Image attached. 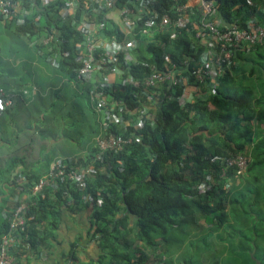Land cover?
<instances>
[{
    "label": "trees",
    "instance_id": "trees-1",
    "mask_svg": "<svg viewBox=\"0 0 264 264\" xmlns=\"http://www.w3.org/2000/svg\"><path fill=\"white\" fill-rule=\"evenodd\" d=\"M212 1L217 6L218 17L227 21H237L245 27V22L255 17L258 23H264V13L259 12L264 0ZM158 2L156 9L161 5L168 7L172 0H162L161 5ZM62 3L53 0L42 5L36 0L33 13L22 25L15 23L18 14L9 21L0 18V37L5 33L10 37L9 45L0 38V89L4 98L12 101L1 112V118L8 115L12 121L22 111L16 107L18 104L24 111L37 106L36 129H33L37 133L38 151L34 156L40 167L19 170L18 177L22 176L23 182L16 181L12 191L13 208L24 205L22 214L26 219L24 231L13 230L15 235L19 233V242L31 246L37 241L39 245L47 242L45 232L57 226L54 218L59 217L61 205L66 204L69 209L88 213L90 234L86 236L94 240L99 250L96 257L77 264H264V244L259 247L249 232L256 228L253 212L261 203L260 183L264 179V41L247 52L235 50L233 61L211 88L207 83L190 79L195 93L182 105L179 97L183 86L167 88L159 84L143 92V79L155 67L167 69L172 63L181 69L180 78H192L189 68L198 64L204 46L194 38L193 30L182 29L172 38L156 31L150 41L139 44L133 51L136 62L124 66L120 63L124 77L128 78L126 83H115L111 90L105 89V102H123L126 106L122 113L129 122L126 130L112 124L109 132L128 142L119 151L105 150L97 156V137L107 132L102 130L101 119L98 120L89 99L90 84L77 79L71 46L74 30L59 14L58 6ZM35 15L39 16L38 20ZM96 17L105 24L109 38H122L116 34L117 25L106 12ZM56 29L62 32L63 48L70 53L64 58L56 55L59 66L54 67L55 75L75 84L77 89L73 92L75 97L69 99L72 106L68 110L65 99L60 100L59 87L52 92L58 100L45 105L40 98L42 92L37 90L42 76L33 62L28 64L36 55L46 59L54 51L60 53L53 43L46 45L41 39ZM3 51L14 58L11 67L8 59L7 68L4 67ZM184 61L188 62V68L183 67ZM33 88L37 91L25 97L24 91L31 92ZM82 93L84 103H88L86 113L79 99ZM140 109L146 110L145 116L142 115L145 123L136 127ZM114 111L118 113L117 108ZM68 126L73 130L78 128L79 133L72 131V136L67 137ZM57 131L76 143L78 150L62 147L49 152L47 139H58ZM30 136L33 141L32 133ZM59 150L67 153L59 154ZM238 155L247 160L246 168L240 173L236 163H231ZM3 158L0 155V176L6 172ZM16 158L26 163L28 155L16 154ZM57 161L70 167H88L84 186L62 181L56 189L46 186L33 195L35 184ZM14 163L11 159L9 165ZM97 198H101L100 203ZM53 200L59 206H54ZM6 214L8 218L12 216L7 210ZM49 215H53L50 221ZM223 226L235 228L246 243L241 246L238 241L237 246L230 244L227 250L224 243L229 241H224L220 231ZM8 231V219L3 216L0 238ZM212 235L221 244L210 242ZM174 241L181 245L174 247ZM12 248L7 253L16 264ZM179 249H183V254ZM208 252L215 254L206 262L202 255ZM237 256L241 262L236 261ZM71 257L77 259L74 254Z\"/></svg>",
    "mask_w": 264,
    "mask_h": 264
},
{
    "label": "built area",
    "instance_id": "built-area-1",
    "mask_svg": "<svg viewBox=\"0 0 264 264\" xmlns=\"http://www.w3.org/2000/svg\"><path fill=\"white\" fill-rule=\"evenodd\" d=\"M42 5H48L53 0H39ZM63 3L58 6L62 20L69 22L73 28L75 40H71V46L75 54L77 64L76 76L79 80L89 83L88 95L93 107L101 113V128L104 135L97 137L99 152L101 155L105 150L119 151L128 140L120 135L109 132L112 124L122 126L126 130L129 124L123 116L122 111L126 105L123 102L112 100L105 102V89L113 87L115 83H126L128 78L124 77V65L136 62L133 51L142 43H147L154 37L156 31L162 34H169L175 37L180 30L194 31V38L199 39L204 48L199 53L198 64L192 69L189 68V75L192 77H181V69L176 63H172L167 69L155 67L144 79L143 92H148L150 88L157 85H166L167 88L181 85L184 87L179 97L183 105L195 93L189 83L193 79L197 83H207L209 88L219 78L224 70L233 61L235 50L247 52L256 44L264 41V23H258L255 17L246 21V26L237 21L230 22L218 17L217 6L212 0H198L200 6V17H193V8L187 0H172L166 7L162 0H61ZM161 5L156 9L155 2ZM119 6H118V5ZM36 7V0H0V18L9 21L16 17V24L22 25L26 18L33 13ZM264 13V6L256 8ZM80 11L82 13H80ZM106 12L117 25L116 34L109 38L105 33V24L97 21L98 15ZM256 14V13H255ZM254 15V14H253ZM38 20L39 16H34ZM59 29L50 31L47 36L41 38L46 45L53 43L58 51L49 54L48 60L54 67L59 66V60L67 57L70 51L63 48L64 36ZM80 35V36H79ZM140 44V45H139ZM62 46V47H61ZM71 47V51H72ZM51 51L52 47L49 46ZM123 64V66L120 65ZM183 67L188 68V62L184 61ZM129 80H133L130 76ZM189 87V88H186ZM195 87V86H194ZM3 90L0 89V113L5 106L10 104V100H4ZM109 96V95H108ZM107 96V98H108ZM117 108L118 113H115ZM141 113L137 117L134 125L142 127L145 123L143 116L146 110H139ZM143 115V116H142ZM231 163L238 166L237 172H242L247 165L244 156L238 155L232 159ZM89 173L88 167H70L68 163L62 165L60 161L53 163L45 176L38 180L32 189L33 195L42 191L46 186L54 189L59 187L60 182H71L79 186H84ZM101 202V198H97ZM24 205L20 204L13 211L12 216L4 213V218L8 219L9 231L3 233L0 238V264H13V258L7 253L15 242L19 241V233L14 234L15 229L25 230L26 219L22 212ZM27 237V235H25Z\"/></svg>",
    "mask_w": 264,
    "mask_h": 264
},
{
    "label": "crops",
    "instance_id": "crops-1",
    "mask_svg": "<svg viewBox=\"0 0 264 264\" xmlns=\"http://www.w3.org/2000/svg\"><path fill=\"white\" fill-rule=\"evenodd\" d=\"M187 2L194 10L192 16L199 18L200 6L198 0H187ZM48 56L49 54L46 55V59L50 63ZM36 88H33L31 92L29 90L24 91L25 97H27L26 95L29 97L33 95L34 92L37 91ZM192 95L193 92H190L188 96L190 97ZM35 98H37L36 94ZM13 101H15L14 97ZM13 104L15 106L16 102ZM16 107H19L18 109L21 110L24 109V107L19 104ZM36 107L33 112L30 110L25 111L24 114H20V117L24 119V122L27 121L28 126H26L24 130H16L11 134L4 133V130L2 129L0 132V155L3 154L4 156L3 160H5V163H3V166L6 170V172H4L5 174L0 176V198L3 199V203L0 202V228L2 217L4 216V213H6V210L11 211L14 209L13 200L15 197H13L12 191L14 190V187H16V181H19L20 183L23 182L22 176L18 177L21 174L19 170H37L40 167L39 161L36 162L34 156L38 151V146L35 142V135L37 133L34 132V129H36ZM28 113H32L33 115L29 116ZM50 119L52 121L53 118L50 117ZM1 120L0 113V122ZM34 121L35 124H32ZM31 133L34 138L33 141L30 140ZM18 135H22L23 137L18 139ZM59 135L58 139L52 137L47 139V150H58L62 147L74 150L73 148H75L76 144L73 141H70V139H68L69 141L66 140L67 138L63 137L61 133H59ZM40 141L42 142V138H40ZM14 143H16V147H14ZM67 145H73V147ZM4 150L6 151L4 152ZM16 154L17 156L22 155L24 157L28 155L26 163L20 162V160L16 158ZM11 159L15 162L14 165H9ZM53 204L54 206H59L56 201H54ZM87 216L88 213L85 210H72L69 209L66 204L61 205V214L57 219L56 217L54 218L57 221V226L53 230H47V232H45L47 242L39 245V241H37L34 246L29 245L28 242H15L11 249V254L15 257V263L17 261L16 264H77L78 261H87L90 258L96 257L99 253L98 247L94 240H89V237L86 236L90 234V232L88 233L89 221ZM51 218H53V215H49L48 220H52ZM56 230L60 232L59 236L55 234ZM79 248L82 249L79 250ZM72 254H74L77 259H72Z\"/></svg>",
    "mask_w": 264,
    "mask_h": 264
},
{
    "label": "rangeland",
    "instance_id": "rangeland-1",
    "mask_svg": "<svg viewBox=\"0 0 264 264\" xmlns=\"http://www.w3.org/2000/svg\"><path fill=\"white\" fill-rule=\"evenodd\" d=\"M6 45H9L10 43L8 42L10 40L9 35H7L6 33L0 37ZM0 39V40H1ZM13 45V43H12ZM16 45V44H15ZM14 46V45H13ZM2 59H3V63H4V67L7 68V60L10 61L11 63L8 64V67L12 66V61L14 58H9L8 53L3 51L2 53ZM6 62V63H5ZM33 62L34 66L36 67L38 73L42 76L40 78V83L38 85V91L42 92V96L40 97L46 106H49L51 102H53L54 100H58V97L55 96V94H53V90L56 88H61L59 95H60V100L65 99L66 104H69L68 109L71 108L72 104L70 103V98L74 95L73 92L76 91V86L75 84L68 82V81H64L62 79V77H59L57 75H55L56 70L54 69V67L47 61V59L36 55L35 59H30L28 64L30 65ZM17 65V63H16ZM0 74H2L0 72ZM79 88H81V85H77ZM75 97V95H74ZM79 99L81 101V103H83L82 105V110L84 113H86L87 109H88V103L85 102L84 103V95L83 93L79 96ZM35 107H30V110L33 112ZM26 111V110H25ZM24 109H22V111H18L16 117L10 121L9 116H5L4 118H2L1 120V129L4 130V133H13L16 130H24L26 128L27 125V121L24 122V119L20 117V114H24ZM75 117L78 118V114H75ZM91 118V117H90ZM98 118V117H97ZM99 120V118H98ZM68 122V121H67ZM35 124V121L34 123ZM70 126H68L69 128ZM72 131L73 133H79L78 132V128L76 130L71 129V127L69 129L65 128V133L67 134V137L72 136ZM23 136L20 135V139ZM68 140V138L66 139ZM69 141V140H68ZM62 144V143H61ZM76 144V143H75ZM70 147H73V145H67ZM66 149V148H65ZM75 150H78V146L76 144ZM1 150V149H0ZM6 150H4L5 152ZM63 150H59V154L62 153H67V152H62ZM52 152V151H49ZM45 164H41V167H44ZM264 179L261 180L260 183V194H259V198L261 199V203L255 208L254 212H253V216L255 217L254 222L256 223V228L255 230L252 229L251 231H249L250 233H252V235L254 236L256 242L258 241V245L259 247L261 245L264 244ZM203 184L201 185V188H203ZM5 199V198H4ZM0 202L3 203V199L0 198ZM1 219V217H0ZM209 228V227H208ZM238 228V227H236ZM206 233H208L209 229L206 228ZM221 234L224 235V241L228 240L229 243L226 244L224 243V245L227 247V250L230 247V244H233V246H237V242L239 241L241 246L244 245L245 240H243L241 237L238 236V232L235 230V228H227V226H223L222 228H220ZM55 234L57 236L60 235L59 231H55ZM203 234V233H202ZM204 235V234H203ZM235 236L236 239L234 238ZM233 240V242L231 241ZM209 241H214L217 244H221V240H218L217 236H209ZM181 245V243L174 241V247H179ZM196 246V245H195ZM194 246V248H195ZM251 246H254V242H251ZM264 247V246H263ZM179 252L183 254V249H179ZM262 253V252H261ZM215 253L214 252H208L202 255L203 259H207L206 262L210 261L213 257ZM236 261H240L241 262V257L237 256L236 257Z\"/></svg>",
    "mask_w": 264,
    "mask_h": 264
},
{
    "label": "clouds",
    "instance_id": "clouds-1",
    "mask_svg": "<svg viewBox=\"0 0 264 264\" xmlns=\"http://www.w3.org/2000/svg\"><path fill=\"white\" fill-rule=\"evenodd\" d=\"M77 79H78V78H77ZM3 92H4V91H3ZM4 96H5V95L3 94V98H4ZM8 99H9L10 102L12 103V101H11L10 98H6V99L4 98V100H8ZM11 103H10V104H11ZM8 105H9V104H8ZM2 111H3V110H2ZM2 111H1V112H2ZM96 112H97V111H96ZM97 113H98V118L101 119V113H100V112H97ZM100 123H101V121H100ZM46 174H47V173H46ZM46 174H44L43 176H45Z\"/></svg>",
    "mask_w": 264,
    "mask_h": 264
}]
</instances>
